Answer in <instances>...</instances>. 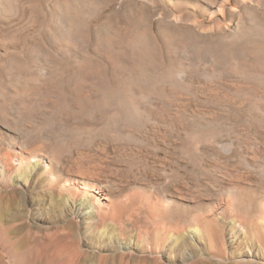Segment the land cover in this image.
Here are the masks:
<instances>
[{
	"label": "rangeland",
	"instance_id": "obj_1",
	"mask_svg": "<svg viewBox=\"0 0 264 264\" xmlns=\"http://www.w3.org/2000/svg\"><path fill=\"white\" fill-rule=\"evenodd\" d=\"M76 165L104 186L73 215L50 184ZM112 193L145 233L165 200L230 198L226 223L205 220L212 251L185 234L161 262L264 264V0H0V264L150 260L129 225L130 250L96 227Z\"/></svg>",
	"mask_w": 264,
	"mask_h": 264
},
{
	"label": "bare ground",
	"instance_id": "obj_2",
	"mask_svg": "<svg viewBox=\"0 0 264 264\" xmlns=\"http://www.w3.org/2000/svg\"><path fill=\"white\" fill-rule=\"evenodd\" d=\"M36 5V4H35ZM49 12V11H48ZM52 12V11H51ZM7 23V22H6ZM97 57V56H96ZM116 63V62H115ZM93 67V66H92ZM89 68V67H88ZM96 68V67H95ZM110 68V67H109ZM103 69V68H102ZM93 71V69H91ZM90 70V72H91ZM109 71V69H107ZM98 71V70H97ZM96 72V71H95ZM94 72V73H95ZM102 72V71H101ZM88 73V72H87ZM93 73V72H92ZM93 73V74H94ZM104 73V71L102 72V74ZM99 75V74H98ZM105 75V74H103ZM87 76V75H86ZM95 76V74H94ZM89 79L91 80V84L92 83V79L95 78H91V76H88ZM88 77H86L85 79H87ZM107 77V78H106ZM104 76L103 78L107 79V89L105 90H109L110 93L112 94V96L114 97V95L117 93L115 92V89L117 90L118 88L116 87V79L114 80V75L113 76ZM87 79V80H89ZM102 79V78H101ZM100 79V80H101ZM105 79V80H106ZM86 80V81H87ZM120 80V79H119ZM88 84V81H87ZM106 84V83H104ZM122 84V83H121ZM98 86H100L98 84ZM102 87V86H101ZM109 88V89H108ZM121 88V87H120ZM85 90V89H84ZM102 90V89H101ZM106 91V92H107ZM108 91V92H109ZM115 92V94L113 95V93ZM105 93V92H103ZM123 93V92H122ZM109 94V93H108ZM120 95V94H119ZM102 96V95H101ZM108 98V95H106ZM111 96V95H110ZM111 96V98H112ZM180 96V95H179ZM105 97V96H104ZM118 98V96H117ZM123 98V96L121 97ZM120 98V99H121ZM139 98V97H138ZM113 99V98H112ZM119 99V101H120ZM104 100V99H103ZM108 100V99H106ZM82 101V100H80ZM105 101V100H104ZM118 101V100H117ZM217 101V100H216ZM108 102V101H107ZM109 103V102H108ZM107 103V104H108ZM120 103V102H119ZM110 104V103H109ZM105 107V106H104ZM103 107V108H104ZM116 107V106H115ZM114 107V108H115ZM107 108V107H105ZM104 108V109H105ZM110 110V109H109ZM107 113V112H106ZM117 115V114H116ZM199 115V114H198ZM107 119V118H106ZM109 119V118H108ZM203 121V120H202ZM185 130V129H184ZM162 140V139H161ZM249 144V143H248ZM11 155V154H10ZM9 154L7 155V161L10 162V164H12L11 166L14 167V164H16V161L19 162L20 167H28L31 169V172L35 171L37 168V165H32V163H34L35 161L32 160L33 157H29V158H21V157H16V156H10ZM6 157V156H5ZM257 158V157H256ZM200 164V163H199ZM78 165L75 166V168H77ZM72 167V166H71ZM74 167V166H73ZM12 168V167H11ZM74 168V169H75ZM191 168V167H190ZM73 169V168H72ZM23 170V169H22ZM29 170V169H28ZM69 170V169H68ZM210 170V169H209ZM49 174L52 171L51 168L48 169ZM25 172V171H24ZM28 171L26 170V173ZM30 172V170H29ZM45 173V172H44ZM69 173V171H68ZM153 173V172H152ZM31 174V173H30ZM52 176V182H51V186L50 188L54 191H56V188L58 187V191L59 193H63L62 191H66L67 193V199H63L65 202L62 201V203H66V205L68 206V202H72L73 203V207L69 212V214H76L75 212V208L78 206V199L80 195H85V194H89L88 192H94L95 194H101L99 190H101V187L104 186V183L102 182V180H100L97 177V172L96 171H91L88 169H85L83 167H78L76 170H74L72 173L68 174V177H66L64 180H62L60 177H57L56 175H54L51 172ZM194 175V174H193ZM64 178V177H63ZM23 179V178H22ZM99 180V181H98ZM63 181V183H62ZM97 181V182H96ZM172 182V181H171ZM43 183V182H42ZM112 183V182H111ZM113 184V183H112ZM170 184V183H169ZM115 186V184H113ZM117 185V184H116ZM172 185V183H171ZM120 187V186H119ZM212 187V186H211ZM174 188V187H173ZM177 188V187H176ZM142 190V189H141ZM178 189L179 194L181 193ZM174 191V190H173ZM177 192V189L175 190ZM145 194H147L148 191L144 190L143 191ZM184 192V191H183ZM186 192V191H185ZM231 193V192H230ZM51 194V193H50ZM66 194L63 193V196H65ZM110 194V193H109ZM109 194H107L103 200H106L108 202H110V204L106 207L107 210L102 211V209H100L101 211H99L98 214V218L100 219L97 226L96 227H100L102 226L104 229L110 228L112 227V232L114 233V239H116L118 242L121 240H127L126 245L128 246L127 249L130 250L131 247H136V241L135 244H132V238L130 237L132 234V232L130 233V229H127V225H129L131 228H133L135 231L138 232L139 236H141L140 238L142 239L141 241H143L146 245L147 248H144V252L146 253V255L150 258V260H138V261H134L133 264H164L161 262L162 256L167 253L168 250V246L171 245V248H177L179 247L180 242L182 241V239H184L185 234L187 236L188 234V238H190V241H193L194 238H199L201 239L202 236L206 237V239L208 240L210 246H211V251H212V247L214 248V244L216 239L214 231H212V229H210V227L205 223L206 219H212L215 218L217 219V223L221 222V223H226L227 222V218L224 217L226 215L225 212L226 210L229 208L230 206V198H227L225 200H223L222 203L218 204V205H213L214 211L212 212H200L202 209V205L198 206L195 205L196 207L190 206L186 209H184L185 207L181 206L180 203H176V201L174 200H165L164 202L159 203V205H162V208H160V206H155V209L158 211H164L163 215L159 214L158 211L154 212L155 214H158V216L156 217L155 215L150 216L152 220H154L153 223L150 222V224L152 225H148L147 224V231L146 233L142 232V227H140L141 223H142V215L147 212L144 211V209L141 207V210H136L133 209V211L128 212L129 210V206H134V201L133 198L134 196L130 197V199H120L124 196H126L125 194H123V196L119 197L117 199V197H114L113 193L110 196ZM166 194V193H165ZM172 194V193H171ZM174 194V193H173ZM185 194V193H184ZM197 194V193H196ZM219 194V193H218ZM232 194V193H231ZM251 194V193H250ZM153 195V194H152ZM182 195V194H181ZM160 196V195H159ZM165 196V195H162ZM161 196V197H162ZM172 196V195H170ZM178 196V194H177ZM180 196V195H179ZM178 196V198H179ZM185 196V195H184ZM66 197V196H65ZM136 197V196H135ZM169 197V196H168ZM174 197V195H173ZM186 197V196H185ZM193 197V196H192ZM64 198V197H63ZM117 200H116V199ZM164 198V197H163ZM176 198V197H175ZM244 198V197H243ZM59 199V198H58ZM125 199V200H124ZM135 199V198H134ZM242 199V198H241ZM88 198L86 199H82L81 200V208L84 207H88L89 205L88 203ZM184 200V199H183ZM186 200V198H185ZM189 200V199H188ZM222 200V199H221ZM243 200V199H242ZM253 200V199H252ZM163 201V200H162ZM193 201V200H192ZM237 201V200H236ZM160 202V201H159ZM241 202V201H240ZM68 203V204H67ZM151 203V202H150ZM191 203V202H188ZM194 203V202H193ZM59 204V203H57ZM176 204V205H175ZM234 204V203H233ZM62 205V204H60ZM64 205V204H63ZM146 205V204H145ZM158 205V204H157ZM210 205V204H209ZM235 205V204H234ZM149 206V203H148ZM181 206V207H180ZM211 206V205H210ZM237 208L239 209L240 206L236 205ZM258 206V205H257ZM60 207V206H59ZM69 207V206H68ZM67 207V208H68ZM183 207V208H182ZM209 207V206H208ZM242 207V206H241ZM264 207V206H263ZM65 208V206H64ZM60 209H63L62 207ZM69 209V208H68ZM140 209V208H138ZM203 209H206L205 206H203ZM211 209V207H210ZM87 210V209H86ZM148 210V209H147ZM207 210V209H206ZM67 211V210H66ZM149 211V210H148ZM208 211V210H207ZM142 212V213H141ZM152 212V213H153ZM158 212V213H157ZM232 212V211H231ZM224 213V214H223ZM167 221V222H166ZM210 221V220H209ZM212 221V220H211ZM210 221V222H211ZM214 221V220H213ZM168 223L161 226L162 223ZM243 224V223H242ZM240 223V225H242ZM221 225V224H220ZM244 225V224H243ZM218 226V225H217ZM219 227V226H218ZM118 230V233L115 234V232ZM106 231V230H105ZM187 232V233H186ZM218 233V232H216ZM130 235V236H129ZM127 237H130V239H127ZM223 238V234L221 236ZM139 238V239H140ZM187 238V239H188ZM138 239V240H139ZM186 239V238H185ZM218 240V238H217ZM124 241V242H125ZM195 241V240H194ZM123 245V244H122ZM144 245V244H143ZM187 246V245H186ZM142 250V249H141ZM172 251V250H171ZM143 252V251H142ZM169 252V251H168ZM172 254V253H171ZM144 255V254H143ZM145 255V257H146ZM215 256V255H214ZM169 257V256H168ZM217 257V256H216ZM221 257V256H220ZM228 257V256H227ZM166 258V257H165ZM171 259V257H170ZM215 260V259H214ZM221 260V259H220ZM170 261V260H169ZM222 261V260H221ZM171 262V261H170ZM191 264H197V263H191Z\"/></svg>",
	"mask_w": 264,
	"mask_h": 264
}]
</instances>
